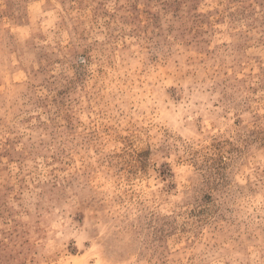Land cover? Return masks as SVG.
Wrapping results in <instances>:
<instances>
[{"label":"rangeland","instance_id":"374dc122","mask_svg":"<svg viewBox=\"0 0 264 264\" xmlns=\"http://www.w3.org/2000/svg\"><path fill=\"white\" fill-rule=\"evenodd\" d=\"M0 264H264V0H0Z\"/></svg>","mask_w":264,"mask_h":264}]
</instances>
